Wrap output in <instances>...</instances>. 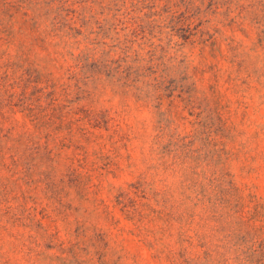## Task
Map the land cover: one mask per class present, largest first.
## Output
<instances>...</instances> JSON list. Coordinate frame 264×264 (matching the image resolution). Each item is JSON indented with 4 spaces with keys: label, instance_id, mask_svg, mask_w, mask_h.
Segmentation results:
<instances>
[{
    "label": "rangeland",
    "instance_id": "rangeland-1",
    "mask_svg": "<svg viewBox=\"0 0 264 264\" xmlns=\"http://www.w3.org/2000/svg\"><path fill=\"white\" fill-rule=\"evenodd\" d=\"M0 264H264V0H0Z\"/></svg>",
    "mask_w": 264,
    "mask_h": 264
}]
</instances>
